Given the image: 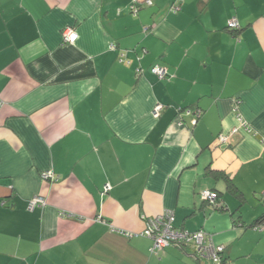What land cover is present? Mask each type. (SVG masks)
Masks as SVG:
<instances>
[{
	"label": "crops",
	"instance_id": "1",
	"mask_svg": "<svg viewBox=\"0 0 264 264\" xmlns=\"http://www.w3.org/2000/svg\"><path fill=\"white\" fill-rule=\"evenodd\" d=\"M166 212L264 264V0H0V264H207Z\"/></svg>",
	"mask_w": 264,
	"mask_h": 264
},
{
	"label": "built area",
	"instance_id": "2",
	"mask_svg": "<svg viewBox=\"0 0 264 264\" xmlns=\"http://www.w3.org/2000/svg\"><path fill=\"white\" fill-rule=\"evenodd\" d=\"M136 2V0H131ZM134 10V7L132 6ZM228 30H237L239 28L238 22L235 18H231L227 23ZM77 35L74 32H68L65 35V40L69 43H73ZM151 72L160 79L167 77L166 70L159 66H153ZM157 111V110H156ZM199 116V114H196ZM228 135L221 134L217 138V142L226 144ZM42 178L46 181L56 182L57 176H53L51 173L46 172L42 174ZM105 191L108 188L105 187ZM202 200L208 201L210 204L214 203L215 194L210 191L202 192ZM45 204V199L41 196H35L28 204V209L33 210L37 206ZM173 213L166 212L156 218L147 220V225L142 235L152 240V246L149 249L150 253L157 254L162 252L165 248L172 244L191 243L199 254V258H202L207 264H224L223 254L224 247L214 244L211 239L203 232H188L186 230H178L173 227Z\"/></svg>",
	"mask_w": 264,
	"mask_h": 264
},
{
	"label": "trees",
	"instance_id": "3",
	"mask_svg": "<svg viewBox=\"0 0 264 264\" xmlns=\"http://www.w3.org/2000/svg\"><path fill=\"white\" fill-rule=\"evenodd\" d=\"M227 30H228V28H227ZM234 31H236V30H234ZM208 174L211 175V176H215L216 178H220V179H222L224 181L225 187H226L225 193H229L231 196H233L240 203H242L244 201L242 194L234 187V185L232 184L230 178L227 175H225L223 173L214 174L210 170L208 171ZM207 191H209V190H207ZM210 192L214 193L215 196H216L215 200H214V203L210 204L208 201L202 200L203 201L202 202V206H205L206 208L208 206H211V210L212 211L223 212L225 210V208L222 205L221 194L219 192H216V191H210ZM233 224L237 225L238 224V220L236 219L233 222ZM262 225H264V213L256 221H254L249 227L254 229V228L262 226ZM174 245H177V246H180V247L192 246L193 249L196 251L195 247L191 243H187V244L186 243H180V244H174ZM223 261H224V264H227V262L225 260V257H224V254H223Z\"/></svg>",
	"mask_w": 264,
	"mask_h": 264
}]
</instances>
